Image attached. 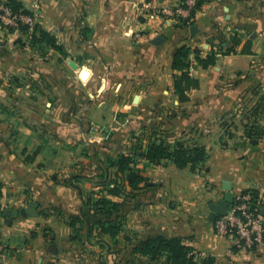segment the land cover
Segmentation results:
<instances>
[{
    "label": "crops",
    "instance_id": "0c3cea01",
    "mask_svg": "<svg viewBox=\"0 0 264 264\" xmlns=\"http://www.w3.org/2000/svg\"><path fill=\"white\" fill-rule=\"evenodd\" d=\"M15 1L39 15L63 50L19 47V32L13 43L0 40V76H17L14 83L0 77V264H148L134 250L158 235L180 238L214 264H264V242L238 248L209 220L229 182L234 201L256 194L264 221V0H206L184 26L161 13L182 0ZM235 35L239 52L218 54L209 68L191 55L200 87L181 103L177 50L189 45L206 56L233 47ZM248 40L252 52L241 53ZM164 119L175 138L191 129L183 139L205 147L206 162L195 170L141 162L142 188L110 196L120 204L111 218L120 234H99L107 218L85 202L113 184L87 169L132 147L104 139L85 160L76 143L82 121L101 130L121 121L112 135L126 137L149 134Z\"/></svg>",
    "mask_w": 264,
    "mask_h": 264
},
{
    "label": "trees",
    "instance_id": "16d2710c",
    "mask_svg": "<svg viewBox=\"0 0 264 264\" xmlns=\"http://www.w3.org/2000/svg\"><path fill=\"white\" fill-rule=\"evenodd\" d=\"M206 0H200L197 8ZM13 10H22V5L15 0L9 1ZM187 19L180 20L177 24L184 26ZM22 30L29 34V27L23 26ZM31 47L47 54L50 50H63L58 44L57 39L49 32L36 26L34 32L29 37ZM233 47L220 48L219 51L212 50L204 56L200 49H194L189 45L180 47L173 58V69L176 71L174 76V90L181 103L190 100V92L200 87L199 80L191 75V55H194L196 61L202 68H209L217 62L218 54L230 55L239 52L238 47L242 40L236 35L232 36ZM252 42L246 41L241 53H251ZM144 134V133H143ZM144 139L134 136L139 143L132 148L129 153H119L116 156H109L107 160L99 161L100 169L98 177L102 182L110 181L113 185L107 191V195L102 197L95 196V193L89 194L86 199V206L97 214L104 215L107 218L105 223H98L99 234L118 236L122 230V225L115 219H111L118 210L120 204L111 197H118L127 192L140 190L146 183L141 162L145 166L160 164L164 160H170L178 168L191 167L193 170L199 168L207 160V150L199 144L186 143L184 141H169L159 138V129L153 128L149 135ZM114 170V171H113ZM251 196V206L257 213H261L257 204V196L254 192H248ZM77 219V218H76ZM135 254H140L150 258L148 264H214L210 257L203 258L191 246L186 245L178 237L154 236L143 240L134 250Z\"/></svg>",
    "mask_w": 264,
    "mask_h": 264
},
{
    "label": "built area",
    "instance_id": "2783aa9c",
    "mask_svg": "<svg viewBox=\"0 0 264 264\" xmlns=\"http://www.w3.org/2000/svg\"><path fill=\"white\" fill-rule=\"evenodd\" d=\"M199 1L182 0L177 5L165 7L162 11L168 19L177 23L197 11ZM0 19L9 26L18 27L17 29L24 25L32 30L36 23L32 15H18L9 5H0ZM251 199L252 196L248 193L238 196L230 205L227 214L220 216L214 223L216 233L234 238L238 248L253 249L264 242V221L257 210L252 209Z\"/></svg>",
    "mask_w": 264,
    "mask_h": 264
},
{
    "label": "rangeland",
    "instance_id": "374dc122",
    "mask_svg": "<svg viewBox=\"0 0 264 264\" xmlns=\"http://www.w3.org/2000/svg\"><path fill=\"white\" fill-rule=\"evenodd\" d=\"M0 5H9V3L8 2H5V1H3V2L0 1ZM15 12H17L18 15H24V14L25 15H32L35 18V20H36V23H35L34 27L32 28V30H28L29 31V34H27V33H25L22 30V27L24 25H21L20 26V29H17L18 27L9 26L3 20L0 19V38H1L0 40H1V42L6 43V44L7 43H13L15 41L14 39H11L14 36L13 34L19 32L18 34L19 35L22 34L23 37H22V40H20L21 39V36L19 37L20 39L17 38V39H19L16 42L18 44V46L19 47H22V48H24V47H31V39L29 37L34 32L36 26L39 25V15L37 13H34V12H29V11L25 10L24 8L22 10L15 11ZM161 13H163L162 9H161ZM164 15L167 17L166 14H164ZM0 77L1 78H4L5 77L6 80L8 79L10 82L14 83V78L17 77V76L10 77L8 75H3V76H0ZM166 106H167V110H169L170 109V106L169 105H166ZM65 122H67V121H65ZM69 122H70L69 124H73L74 123V121H69ZM92 122H95V121H89V120L82 121L81 125L82 126L84 125V127L81 128L82 130H80V133L78 135V138L76 139L77 140V142H76L77 145L79 144V146H80V148L78 149L79 152L77 151L79 153L78 155L79 156H83V157L86 156L85 158H87V159L83 158L85 160L91 159L89 157L91 155H87V149L91 150L90 149L91 145H93L92 147L95 148V145L94 144H98L99 145L101 142L104 141V139L108 140V142H110V144L112 146L113 145L117 146L120 142H122V143H125L126 142L129 145L127 147L135 148L136 147V144L139 143L138 140H134V136L133 135L126 136V137H124V136L122 137L120 135H112L114 132H117L114 128L119 127L120 124H121V121H116V120L108 121V122L112 123L111 127H109L107 125V127L103 128L102 130L99 127H95V125H93ZM159 122H160L159 127H157L159 129V136H158L159 138H163L164 137V139H167V140H179V141H184V142L188 143L187 142L188 140H184L183 137L184 136H188V134H191V133H189L191 131V129H187L186 131L182 132L178 138H175L172 135V133H171L172 128L170 127V124L167 125V123H170V122L168 120H166V119L160 120ZM236 124H239V121L236 122ZM95 128H97V129H95ZM65 131H67V130H65ZM136 133H137L136 134V137L138 136L141 139H144V136H143L144 134H145L146 137L149 135L148 133H144L143 134L142 131H140V130H137ZM64 136H67V134L64 133ZM68 138L71 139L72 137L70 135H68ZM76 149L77 148H75L74 150H76ZM129 152H127V153H129ZM112 154H113V156H116L119 153H117L116 151H114ZM97 156H98V160L101 157H103V150L102 149H99L98 150ZM104 160H107V157H105ZM99 169L100 168H98V167H96L95 169H92V168L89 167V169H87L88 170V174H89V171L91 173H93L95 170H96L97 173H99L100 172Z\"/></svg>",
    "mask_w": 264,
    "mask_h": 264
},
{
    "label": "water",
    "instance_id": "95a60500",
    "mask_svg": "<svg viewBox=\"0 0 264 264\" xmlns=\"http://www.w3.org/2000/svg\"><path fill=\"white\" fill-rule=\"evenodd\" d=\"M197 30V28L194 26L192 28L193 33ZM163 40V38H157L155 43H160ZM225 189L229 192L227 194V196L225 197V200L218 203V204H212L210 206V215H209V220L213 223L216 222V220L220 217V216H224L227 214L228 209L230 207V205L233 203L234 201V196L232 193H230L231 191V185L229 182L225 183ZM29 213L31 214H37V211L35 209V207H32L28 210Z\"/></svg>",
    "mask_w": 264,
    "mask_h": 264
}]
</instances>
